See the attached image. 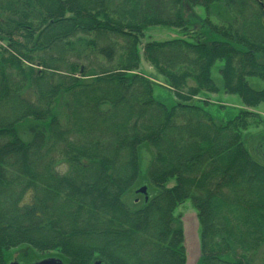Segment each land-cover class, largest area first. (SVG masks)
Wrapping results in <instances>:
<instances>
[{"label":"trees","instance_id":"trees-1","mask_svg":"<svg viewBox=\"0 0 264 264\" xmlns=\"http://www.w3.org/2000/svg\"><path fill=\"white\" fill-rule=\"evenodd\" d=\"M198 6L208 16L187 20ZM155 26L185 36L142 44ZM221 89L244 107L218 121L206 98ZM261 104L264 0H0V264L21 245L65 264H187L188 199L200 264H264V164L244 142Z\"/></svg>","mask_w":264,"mask_h":264},{"label":"rangeland","instance_id":"rangeland-1","mask_svg":"<svg viewBox=\"0 0 264 264\" xmlns=\"http://www.w3.org/2000/svg\"><path fill=\"white\" fill-rule=\"evenodd\" d=\"M223 5L222 3H214L212 7V11L214 14L211 16L213 17L214 21L222 22L225 19H228L227 13L218 7V10L215 6ZM215 7V8H214ZM184 16L187 20L191 21L192 18L195 20L205 19L208 16V12L204 7H195L192 10H184ZM194 24V23H193ZM190 25V24H188ZM198 26V23H197ZM191 28H196L193 25ZM193 32V31H190ZM188 33L190 36L191 33ZM178 36H185L181 30L176 28L170 27H162V26H155L150 28L146 33L145 37L142 38V44L149 40H168ZM212 38V37H211ZM141 54V70L146 72L151 77H157L154 73V69L148 62L145 60L143 55V49L140 48ZM221 62L217 63L213 69V78L219 87H223V82L220 77L219 67ZM154 82L157 84L154 85V95L155 97L166 103L167 105L171 106L175 102H177V98L174 92L168 88L162 78L154 79ZM255 85H260V81H255ZM202 99V98H201ZM212 102L213 106L211 105V111L214 113L216 120L220 121L219 118H233L236 112L243 108V102L241 98L236 94H230L224 89H221L219 93L210 94L209 98H206ZM221 104L225 106V108H221ZM258 112L261 114V123L257 126L251 127L244 133V142L245 145L252 155L254 159L259 161L260 163L264 164V104H261L257 109ZM33 125L30 122L26 124L20 125L19 130L24 139H28L31 133V127ZM146 154V153H145ZM147 155V154H146ZM147 156H145L144 161L147 160ZM142 186H145L141 183L137 184V188L133 190L130 195V198L135 202H141L144 199V194L141 192H137ZM175 215L179 217L185 228V246L188 255L187 264H200V256H201V224L198 219L197 210L193 205L192 201L188 199L183 204L179 205L175 209ZM55 257L61 259L64 264L67 262V259L61 256V254L57 252H50V253H42L41 251L32 248L28 245H21L14 249H11L6 254V260L8 263L11 262H19L20 264H33L36 263L44 258Z\"/></svg>","mask_w":264,"mask_h":264},{"label":"water","instance_id":"water-1","mask_svg":"<svg viewBox=\"0 0 264 264\" xmlns=\"http://www.w3.org/2000/svg\"><path fill=\"white\" fill-rule=\"evenodd\" d=\"M139 192L141 193H144L146 194L147 193V187L146 186H142L139 190ZM148 197L146 196V199ZM10 264H20L19 262H11ZM33 264H64V262L59 259V258H55V257H49V258H44L36 263H33ZM95 264H103L102 262L100 261H97Z\"/></svg>","mask_w":264,"mask_h":264}]
</instances>
